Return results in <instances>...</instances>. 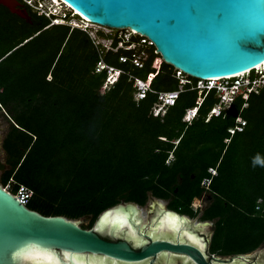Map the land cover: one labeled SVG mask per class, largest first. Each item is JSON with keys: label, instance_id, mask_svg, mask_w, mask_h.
Returning a JSON list of instances; mask_svg holds the SVG:
<instances>
[{"label": "trees", "instance_id": "obj_1", "mask_svg": "<svg viewBox=\"0 0 264 264\" xmlns=\"http://www.w3.org/2000/svg\"><path fill=\"white\" fill-rule=\"evenodd\" d=\"M20 2L31 22L0 4V114L10 122L1 184L13 179V193L20 185L31 188L32 210L73 220L92 216L90 225L110 207L144 206L151 197L168 200L181 214H199L192 204L206 195L202 214L216 219L215 252L245 254L261 247L264 167H253L252 158L264 157V89L250 96L247 107L240 96L209 121L219 98L215 90L204 93L189 123L184 116L199 92L198 79L188 76L176 104L162 116L157 93L136 101L131 79L153 74V90L179 89L177 69L153 44L138 35L131 40L138 43L134 49L104 53L105 62L124 73L102 93L108 71L95 70L102 54L90 34L50 25V18ZM113 39L117 46L120 38ZM143 52L142 67L120 61ZM239 120L246 121L244 129L231 134ZM206 178L212 180L208 188Z\"/></svg>", "mask_w": 264, "mask_h": 264}, {"label": "water", "instance_id": "obj_2", "mask_svg": "<svg viewBox=\"0 0 264 264\" xmlns=\"http://www.w3.org/2000/svg\"><path fill=\"white\" fill-rule=\"evenodd\" d=\"M62 1L91 23L149 38L166 63L197 79L232 77L264 64V0ZM0 4L32 21L20 0H0ZM153 212L161 215L156 224L160 231L180 233L189 224L186 216L161 201L151 205ZM90 221L43 215L0 184V264H108L106 259L82 254L131 262L164 251L186 253L206 264L202 252L190 244L155 239L135 251L127 242L107 241L94 229L81 226ZM97 226L114 233L128 228L149 238L141 229L146 224L139 205L133 202L104 210ZM187 236L200 241L193 232ZM250 255L237 254L232 259Z\"/></svg>", "mask_w": 264, "mask_h": 264}, {"label": "built area", "instance_id": "obj_3", "mask_svg": "<svg viewBox=\"0 0 264 264\" xmlns=\"http://www.w3.org/2000/svg\"><path fill=\"white\" fill-rule=\"evenodd\" d=\"M26 3H28L30 6H32L35 10L38 11L39 14H43L51 19V24H65L71 26V28H79L83 31H86L90 34L93 40V35H91V32L89 31L91 29L90 24H94L89 22L84 17L79 19H73L71 21L67 20L68 14L66 11L63 12V17H52V9L46 5V3L43 0H23ZM60 1V4H63V7L68 8L70 11H72V8L65 3L62 0ZM59 4V5H60ZM56 5V4H55ZM76 12L75 10L72 11L74 14ZM79 20V21H78ZM97 26H100L98 24H95ZM97 32V31H96ZM98 33V32H97ZM130 34L128 37H121L117 46H114V39L107 44V42H99L95 43V45L99 48L100 53L102 54L101 59L97 62L96 65V72L101 73L103 70L108 71V76L106 79L105 84L101 88V92L104 93L107 89L110 88L111 85H113L115 82L118 81L120 75L124 73V70L118 67H113L107 64L103 58V54L106 53L109 50H112L114 52H117L119 48H125L128 50L134 49L137 45H135V42H131L134 32L130 30ZM136 34V33H135ZM144 39L143 43L146 41L147 44H153V42L143 36ZM106 38V37H105ZM102 43V44H101ZM154 45V44H153ZM144 53V52H143ZM143 55H137L133 54L131 58L127 56H121L120 61L121 62H127L128 60H131L135 66L142 67L143 66ZM178 78L180 79V85L179 89L177 90H170V91H155L153 90L151 86V79L153 74L149 77V79L144 80L135 76H131V79H134V87L136 88L135 92V100L140 101L143 98L146 97V94L148 91L155 92L158 95V105L160 106L159 112L162 116H164L168 110L169 107L174 106L176 104L177 99L179 98L180 93L184 90V85L189 82L188 75L184 74L183 71L178 70ZM198 92H199V98L197 100V104L194 107L188 108L186 111V114L184 116V121L186 122H192L194 118L197 117L199 108L204 100V96L202 94H206L212 90L216 91L217 97L219 98V102L216 103L210 113L208 114V117L206 121H209L212 117H220L224 114V112L231 108L232 104L235 102V100L242 96L245 99L244 107L248 106V100L251 95L253 94H260L264 89V64L261 65L260 68H256L252 71H247L245 73H242L240 75L232 76V77H226V78H217V79H209V80H202L198 79L197 86H196ZM246 125L245 120H239L237 121V124L231 128L229 131L231 134H234L236 130L242 131ZM212 173V176L217 175V169L216 168H210L209 170ZM211 178H206L203 181V185L207 188L209 187L211 183ZM12 182L13 179L9 181V183L6 186H3L6 190L11 191L12 189ZM24 205H27L32 196H33V190L25 185H20L16 193H13ZM196 200L205 201L206 195H203L200 198H196ZM200 202V203H201ZM195 209L197 210L200 208V204L195 206Z\"/></svg>", "mask_w": 264, "mask_h": 264}, {"label": "flooded vegetation", "instance_id": "obj_4", "mask_svg": "<svg viewBox=\"0 0 264 264\" xmlns=\"http://www.w3.org/2000/svg\"><path fill=\"white\" fill-rule=\"evenodd\" d=\"M5 164L6 163L0 161V169H2L1 165H5ZM207 201L208 200L206 196V200L202 201L200 203V208L197 209L199 210V214L180 213V215L186 216V218L189 220V224L186 225L180 233L169 230H162V231L158 230L156 228V224L158 218L161 215L158 217L159 214H154L155 212H153V214H150L149 220L147 222H144L146 226L141 227L142 232L146 233L149 236V238L142 237L138 232L136 234L132 233L131 230L128 228L121 229L117 233L111 232L108 227L104 229H99L97 226V222L95 225L94 223L93 225H90V223L92 222V216L80 218L82 220H88V221H90L91 219L89 223H84V222L82 223L86 226H83L82 224L81 226L85 229H94L100 235V237H102L107 241L127 242L128 244H130L131 248L134 249L135 251H140L144 245L149 244L152 240L166 239L172 242L180 241L182 243H187L196 247L204 255V260L206 264H264V244L255 251H253L254 253L251 252L250 257L248 258L232 259L233 256L237 254L225 255L220 252H215L213 250V236L215 234L216 219L204 218V214H202V211L205 209L203 207H206L208 205ZM192 206L195 209L193 204ZM168 209H171L169 207V203H168ZM187 232H193L194 234H196L197 237L200 239V241L194 242L191 239H189L187 236ZM82 255L91 256L97 259H106V262L108 264H112L114 262H116L117 264H202L201 262H198L197 260H195L186 253L171 252V251L160 252L156 256L149 257L142 261H131V262L114 260L112 258L99 254L92 255L90 253H86Z\"/></svg>", "mask_w": 264, "mask_h": 264}, {"label": "rangeland", "instance_id": "obj_5", "mask_svg": "<svg viewBox=\"0 0 264 264\" xmlns=\"http://www.w3.org/2000/svg\"><path fill=\"white\" fill-rule=\"evenodd\" d=\"M43 1L49 6H51L52 4H56L57 7L60 8V9L69 10L68 8L63 7V4H60V1H57V0H43ZM89 31L90 32L92 31L91 35H93V38L95 39L94 41L96 43L105 41V42H107V44H109V42L112 40L113 36H117L118 38H121V37H128L129 35H131L130 34V30H128V29L117 30V29H112V28H107V27H104V26H97V25L91 26V29ZM96 31L97 32L102 31L105 34H110L112 37L105 38L104 36L99 35V33H97ZM138 35L139 34H135V33L133 34V36H138ZM139 36H141V35H139ZM143 38L144 37L141 36V42H143V40H144ZM135 45L138 46V43H136ZM142 55H143V58L146 56L145 53H143ZM177 74H178V71H177ZM9 127H10L9 120L4 115L0 114V161L4 162V163H6V152L3 149V140H4L6 134H7L8 130H9ZM3 172H4V169H0V183H1V178H2ZM157 201H161L168 208V203H169L168 200L157 199V198L151 197L148 200L146 205L139 206L144 222H147L149 220L151 205L154 202H157ZM200 202H201V200H196L195 199L193 205L195 204V206H197V205L200 204ZM207 204H208V201H207ZM203 208H205V207H203ZM74 220H76V219H74ZM92 221H93V219H92ZM96 222H97V218L93 222L94 225L96 224Z\"/></svg>", "mask_w": 264, "mask_h": 264}, {"label": "clouds", "instance_id": "obj_6", "mask_svg": "<svg viewBox=\"0 0 264 264\" xmlns=\"http://www.w3.org/2000/svg\"><path fill=\"white\" fill-rule=\"evenodd\" d=\"M47 5V4H46ZM48 7H50L51 9H52V17L54 18V17H60V18H62L63 17V12L64 11H66V13L68 14V16H65V17H67V20L68 21H71V20H73V19H79V18H82V16L78 13V12H74V14L72 13V11H73V9H72V11H69V10H64V9H60V8H58L57 7V5H55V4H52L51 6H49V5H47ZM76 13H78L79 15V18L78 17H76ZM69 16H70V18H69ZM252 166L253 167H264V157H262L259 153H257L256 154V156H254L253 158H252Z\"/></svg>", "mask_w": 264, "mask_h": 264}, {"label": "bare ground", "instance_id": "obj_7", "mask_svg": "<svg viewBox=\"0 0 264 264\" xmlns=\"http://www.w3.org/2000/svg\"><path fill=\"white\" fill-rule=\"evenodd\" d=\"M90 26H95V24H90ZM263 66V65H262ZM261 66H258V68H260Z\"/></svg>", "mask_w": 264, "mask_h": 264}]
</instances>
